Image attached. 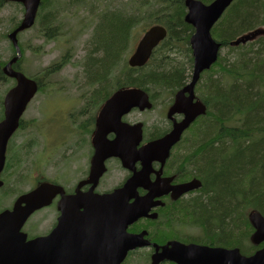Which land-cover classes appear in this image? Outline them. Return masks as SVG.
I'll return each instance as SVG.
<instances>
[{
	"label": "trees",
	"instance_id": "trees-1",
	"mask_svg": "<svg viewBox=\"0 0 264 264\" xmlns=\"http://www.w3.org/2000/svg\"><path fill=\"white\" fill-rule=\"evenodd\" d=\"M199 1L211 4L215 0ZM153 2L158 7L152 6ZM7 3L8 0H0V12ZM52 5V0L43 1L38 26L46 40L56 41L63 36L60 31L64 23L59 11L49 9ZM142 6H146L143 13L122 12L100 10L89 5L88 0H58L62 14L65 11L75 17L79 11L84 14L79 19L82 30L97 20L93 36L96 48L89 51L84 69L89 80L99 83L98 97L102 102L117 88L139 87L148 92L162 88L173 94L190 78L189 71L193 68L190 38L194 29L184 22V0H146ZM139 22L164 25L168 37L144 68L131 69L126 54L139 38L133 35ZM260 27L264 28V0H236L212 30L213 38L228 47L230 54L239 52L235 62L225 63L220 56L214 66L219 69H212L201 90L210 118L199 129L202 144L199 168L204 173L201 180L204 188L203 194L189 202V212L208 222L206 232L214 245H225L226 239L229 240L226 246L234 244L233 240L245 227L243 208L253 207L264 215V33L252 47H230L231 42ZM19 45L23 58L18 66L24 61L26 50L20 41ZM11 49L15 55L12 44ZM69 53L63 55L60 63L68 61ZM7 62L0 61V80H6L2 67ZM60 63L48 68L47 74L58 71L64 65ZM226 122L231 123L230 128L225 126Z\"/></svg>",
	"mask_w": 264,
	"mask_h": 264
},
{
	"label": "flooded vegetation",
	"instance_id": "flooded-vegetation-1",
	"mask_svg": "<svg viewBox=\"0 0 264 264\" xmlns=\"http://www.w3.org/2000/svg\"><path fill=\"white\" fill-rule=\"evenodd\" d=\"M81 73L85 77L86 71L83 70ZM87 85L93 87L94 99L88 102L89 106H93L94 100H100L101 97H98L99 93L95 90L97 87ZM74 104L73 101L72 106ZM99 112L100 108L93 110L89 115L83 110L77 116H65L61 126L63 136L53 137L52 141H42L40 136H35L31 140L26 138L17 143L13 140L9 147L6 172L14 168L17 162L22 163L26 155H30L34 183L36 185L49 183L54 188V197L46 208L48 210L46 229H41L38 225V212H35L30 215L25 226L16 231V221L12 216L22 195L20 182L23 181H3V187L0 189V216L4 217V221L0 223V264H22L20 259L24 243L23 234L26 235V243L38 237H48L50 262L61 264L62 261L65 262L62 255L68 260L81 259L82 252H85L86 256L87 251H94L99 242L103 241V236L104 240L108 241L110 235L113 239L115 232L118 233V218L112 216L110 219L107 215L106 219H103L102 213H91L87 218L85 213L87 209L92 208L90 206L85 208L81 203L83 196L110 194L123 188L143 169L142 161L134 157L126 158L130 166L128 169L123 167L121 159L109 156L119 151V136H123V149L134 146L136 136H142L137 149L127 150L130 156L134 153L139 154L143 146L169 133L173 128V122L167 120V126L162 127L165 131L161 132L157 130L156 125L162 124L155 121L149 126L144 120H137L135 116H131L132 113L125 117L123 122L132 127L142 124V133L130 131L119 134L117 128L116 131H110L104 136H96ZM181 119V116H176L177 121ZM206 121H210V118L198 119L187 131L188 135L186 136V132L181 141L171 149L168 159L153 163V170L147 177L150 184L142 181L133 192L134 198L130 203L148 197L151 200L149 207L147 204L149 208L146 211L147 215L131 225L128 231L133 235L142 234L148 245L130 253L127 262L132 261L130 259L132 255H137L138 262L151 264L156 247H163L174 241L185 245L215 246L211 243V235L208 236L206 232V228H209L208 222L189 212V202L192 203L203 194L201 180L204 173L199 168L202 152L199 129ZM15 138L17 136H14ZM230 153L231 151H228V155ZM97 154L108 157L102 162L100 157L97 158ZM16 155L19 156V160L11 166ZM193 181H200L201 187L177 196L179 187ZM155 183H158V186L152 192L150 185L154 186ZM188 220H191L193 225L186 223ZM189 227H194L195 230L189 232L186 230ZM228 243V239L223 241L225 245Z\"/></svg>",
	"mask_w": 264,
	"mask_h": 264
},
{
	"label": "water",
	"instance_id": "water-1",
	"mask_svg": "<svg viewBox=\"0 0 264 264\" xmlns=\"http://www.w3.org/2000/svg\"><path fill=\"white\" fill-rule=\"evenodd\" d=\"M20 3L25 8V16L21 25L10 34L9 38L16 49V57L13 58L4 68L3 73L6 77L16 81L15 87L9 90L4 99V119L0 123V177L6 165V151L9 139L19 127L20 119L28 104L32 101L38 91V84L27 78L23 73L13 69V66L21 58V50L18 45L17 35L19 32L30 29L35 22L37 11L42 0H12ZM235 0H215L210 5H205L197 0H186L185 4L188 13L185 16V22L194 28V34L190 39L194 58V69L191 82L180 92L177 93L175 103L168 112V119H172L177 114L183 115L181 122L174 120L173 130L164 138L155 141L145 148L139 158L143 161L144 173L151 171V164L156 157H168L171 148L180 141L184 131L200 116L205 115L207 106L200 100H195V88L201 79V75L211 69L217 62L221 43L216 42L211 35L214 25L220 20L222 15L233 4ZM167 37V30L163 26H154L148 30L138 43L134 54L130 57L128 63L131 68L144 67L152 56L154 49ZM250 36L244 38L245 41ZM140 111L151 109L149 96L139 89H127L116 92L102 107L98 116V130L96 136H104L110 131H116L119 127V134L125 131V125L122 118L128 115L133 109ZM141 126V125H140ZM120 140V138H119ZM140 138L137 141L139 143ZM117 155V154H109ZM123 160V156L117 155ZM103 162L105 157L97 154ZM125 167L127 164L123 161ZM137 176L125 185L124 188L115 191L110 195L83 196L82 204L90 206L92 210L86 211L87 215L102 213L103 219L107 215L110 219L118 217V240L113 239L111 235L109 241L99 242L94 251L82 252L83 257L77 260H68L63 264H122L130 251L143 247L141 236L130 235L127 232L131 225L141 212V205L133 207L129 205V190L132 184L140 181ZM2 186L0 180V187ZM136 187V186H135ZM191 188H184L183 192ZM53 187L44 184L22 197L19 202L23 205L22 209H17L13 219L16 221L15 229L20 230L24 226L27 218L36 210L48 206L51 200ZM133 207V208H132ZM251 222L257 232L253 236L255 244L264 242V219L258 214L251 215ZM47 238H40L30 244H23L22 264H50V250ZM26 236L23 235V242ZM175 264H264V249L256 253L251 258L240 257L239 251H226L223 249H209L196 245L186 246L178 242H173L162 247L161 252H157L152 257V264H162L164 262Z\"/></svg>",
	"mask_w": 264,
	"mask_h": 264
},
{
	"label": "rangeland",
	"instance_id": "rangeland-1",
	"mask_svg": "<svg viewBox=\"0 0 264 264\" xmlns=\"http://www.w3.org/2000/svg\"><path fill=\"white\" fill-rule=\"evenodd\" d=\"M146 0H88L89 5L97 7L100 10L117 9L122 12L128 10L133 11L134 8L139 7L143 11L142 3ZM54 10L58 9V0H52ZM47 11L44 10L43 14ZM24 15V9L21 5L13 4L8 5L0 12V61L5 62L10 60L13 56L11 49V43L5 38V35L11 32L15 23H19ZM77 17H81V11L77 12ZM72 27L75 32H79L80 26L71 25L64 28V32ZM145 24L143 22L137 23L133 31L134 36L140 37L144 32ZM21 34L19 39L24 45L25 57L20 68L23 74L28 78H34L36 76L41 77L43 84V90L40 94L31 102L27 109L23 122L25 124L24 129L18 130L14 136H17L16 143L21 142L28 138L31 140L35 136H40V139L52 141L53 137L63 136L61 131L62 123L65 116H77L80 111L86 110L89 115L94 109L88 105V102L94 99L93 87H89L83 77L80 70V63L84 61L92 46H87L89 37L79 36L77 40L71 42L67 38L68 35L61 36L56 41L46 40L41 33L39 26L32 31ZM25 33V34H24ZM68 34V33H66ZM80 34V33H78ZM94 49V46H93ZM70 51L72 59L69 63L62 66L55 75L45 76V70L50 66L58 63L62 56ZM239 52L230 54L228 48H223L221 52V58L235 62ZM182 60V58H179ZM192 69L189 71L191 75ZM119 74V72H118ZM209 75L204 77V80ZM203 83V82H202ZM14 82L10 80H0V100L5 96L6 90L11 87ZM73 101L75 102L72 106ZM160 100L157 103L156 109L153 112H146L141 116L144 121L154 122V120L161 122L163 117V110L160 109ZM95 104V100H94ZM2 112V106L0 102V114ZM234 112L232 110L228 115ZM135 116L139 117V113ZM239 138H245L237 136ZM264 137V136H263ZM14 138L11 140L12 145ZM234 150V148H232ZM19 160V156L16 155L11 163V166ZM34 171L32 167V159L30 155H26L22 162V166L14 171V173L6 176L7 180H19L26 181V185L23 187V191H27L31 188L32 180L28 179L33 177ZM252 208H243L244 213H248ZM39 219L42 220L41 228L48 227V212L38 214ZM47 225V226H46ZM245 228V227H244ZM191 232L195 230L194 227L186 229ZM135 260L127 262L126 264H139L137 262L138 257L134 256Z\"/></svg>",
	"mask_w": 264,
	"mask_h": 264
},
{
	"label": "bare ground",
	"instance_id": "bare-ground-1",
	"mask_svg": "<svg viewBox=\"0 0 264 264\" xmlns=\"http://www.w3.org/2000/svg\"><path fill=\"white\" fill-rule=\"evenodd\" d=\"M103 96V95H102ZM106 98V97H105ZM101 99V98H100Z\"/></svg>",
	"mask_w": 264,
	"mask_h": 264
}]
</instances>
